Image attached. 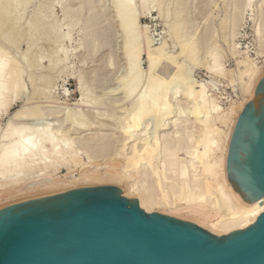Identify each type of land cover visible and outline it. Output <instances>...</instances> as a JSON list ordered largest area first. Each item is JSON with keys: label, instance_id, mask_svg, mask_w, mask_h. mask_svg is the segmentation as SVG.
Here are the masks:
<instances>
[{"label": "bare ground", "instance_id": "bare-ground-1", "mask_svg": "<svg viewBox=\"0 0 264 264\" xmlns=\"http://www.w3.org/2000/svg\"><path fill=\"white\" fill-rule=\"evenodd\" d=\"M31 1L0 0V37L5 35L9 43L16 45L18 42L15 39L25 32L28 34L29 44L21 58L8 53L9 51L0 46V117L7 114L13 100L20 95L22 97V93L26 91L23 90L22 83L24 73L28 74L29 80L36 82L33 80V73L28 72L29 68L31 70L33 67L38 68L40 62L46 60L47 66L42 67L47 71L67 59L62 44L42 52L35 58L32 57V49L36 43L40 39L50 40L53 35L56 37L61 23L52 19V11L39 12L35 17L26 19L24 12ZM162 2L163 0H111L114 11L112 17L119 23L123 36L122 51L128 64L125 70L127 74L121 77L122 94L125 93L123 100L134 98L130 107L123 109L122 117L115 116L119 119L115 129L109 128L110 131L101 132L100 130H104V124L97 119L98 117L91 119L79 108L69 109L62 122L56 117L55 123L47 122L49 117L60 112L56 113L53 106L43 110L44 107L28 104L29 106H22L10 115L0 131V201L24 189L41 190L62 185L63 181L53 178V174L61 168L67 170L68 174L76 168L81 170V177L71 181L70 186L64 187L65 191L79 188V182H84L80 186L86 187L99 185L105 181H125L137 176L138 174L131 171L138 169L136 173L147 178L151 176L154 180L151 184L149 182L148 185L142 184L144 186H140L141 188L135 186L136 183L129 184L123 194L128 196L135 194L140 207L146 212L168 213L171 217L198 224L216 234H227L249 226L264 211V198L254 203L245 200L229 182L226 170L227 150L233 127L263 75L264 62L259 66L248 56L247 50L240 51L235 43L231 45V41H227L231 56L235 59L237 68L235 69L240 80L238 91L240 90L241 97L223 109L214 96L209 95L208 83L192 77L191 68L202 63L198 55L202 49L206 52L203 55H207L208 58L203 67L210 75L218 80L231 74V71L224 67L217 46L213 45L215 41H211L212 46L210 45L212 30L208 25L199 34L195 31L184 35L183 32L181 34L184 22L177 20L168 28L170 33L177 37L174 41H178L180 48L178 55L167 53L165 43L154 46L153 39L151 40L147 32L148 27L140 21V15L148 12L150 6L158 9L161 15ZM230 3L232 13L227 35L229 39L237 34L242 19L241 7L255 4L258 9L252 20L256 23L255 35L259 47L263 46L264 0H231ZM177 5L176 2V7ZM61 7L63 18L67 20L65 22L67 27L72 28L81 21L82 40L79 46L85 50L86 58L92 59L102 48H107L109 51L106 63L109 66L113 65L109 13L103 0H78L75 12L70 11L65 4ZM179 13V10H176V16ZM71 14L73 17L69 19ZM69 37L70 29L65 34L57 36L55 40L60 43ZM142 54L146 55L145 69L142 68ZM178 56L192 62L191 68L186 69L184 62L177 60ZM163 61L174 65V72L168 79L156 73L157 67ZM46 75L41 74L34 78L42 82L48 78ZM139 84L142 86L136 92ZM35 90L31 91L39 93ZM50 93L51 90H47L44 96L51 98ZM90 97V89H84L81 85V98L77 101V106L90 107L93 98ZM25 100L23 104L28 98ZM119 100H115L114 106L122 105L117 103ZM121 108L123 107L118 110ZM150 120L153 127L147 135L146 131L150 128L148 129L149 125L145 123ZM65 122L71 126L65 128L63 125ZM118 143H121L119 147ZM83 155L87 157V163L95 162L94 159L102 157L108 158L106 162L109 164L101 172L102 170L96 167L90 168L91 163L87 165L83 162Z\"/></svg>", "mask_w": 264, "mask_h": 264}, {"label": "water", "instance_id": "water-1", "mask_svg": "<svg viewBox=\"0 0 264 264\" xmlns=\"http://www.w3.org/2000/svg\"><path fill=\"white\" fill-rule=\"evenodd\" d=\"M226 170L245 200L264 198V72L236 119ZM0 264H264V211L217 236L145 212L116 186L73 188L0 208Z\"/></svg>", "mask_w": 264, "mask_h": 264}, {"label": "rangeland", "instance_id": "rangeland-1", "mask_svg": "<svg viewBox=\"0 0 264 264\" xmlns=\"http://www.w3.org/2000/svg\"><path fill=\"white\" fill-rule=\"evenodd\" d=\"M31 2L27 5L26 11L24 12V14H25L24 17L26 19H29L30 17H35V14L39 13V12L45 13V12L52 11V19L58 23H61V26L58 30V34H56V35L61 36V35L65 34L68 31V29H70V37L66 38L64 41H62L60 43L58 41L56 42L55 38L57 36L55 37L54 35L50 40L49 39H46V40L40 39L36 43L35 47L32 49V51H33L32 57L35 58V57L39 56L42 52H46L52 48H55L59 44H62L63 45L62 47L64 48V50L67 53V59L64 60L63 62H61L60 64H58L55 68L49 69L47 71H46V69H44L45 66H47V64H48V61L46 62V60H42L40 62V67H38V68L33 67L36 70H34L33 68H32L33 71L30 68L28 69V72L33 73L32 75L34 77H37V78L41 74H47L46 77H48V78L45 81L41 82L39 80H36L33 77V80L36 81V82H34L32 80H29L28 74L27 75H26V73L23 74L22 83L24 86L23 85L22 86L24 87L23 90L24 91L26 90L25 91L26 93L23 91L24 94L22 93V97H20L21 96L20 95L17 98H15L12 102L11 108L8 111V113L4 114V115H2V117H0V131L3 129L8 118L11 117L10 115L14 114V112H16V109L18 111L19 109H21L22 106L24 107L25 105L29 106L32 104H33L32 106H34V104H35L38 107L41 106L40 108L44 107L43 110H46L45 109L46 107L48 109L50 107L52 108V106H53V109L55 110L56 113H57V111H60L58 114L55 113L56 114L55 116L49 117V119H47V122H49V121L51 123L53 121H54V123L57 122L56 117L57 118L59 117V119L62 122V121H64L62 119H65V114H66V112L68 113L69 109L71 110L74 108H79V109H83L82 111H84V113H87L86 115L91 119L94 118L95 116L98 117L97 119H99V121L104 124V126H103L104 130H100L101 132L102 131L107 132V131H110V129H115L116 128L115 126H117V123H119V119L118 118L116 119L115 116L117 115L116 117L119 116V118L122 117L121 115H123V111H124L123 109H126L125 107H127V106L130 107L132 99H134V98L123 100L125 97L124 96L125 93L123 92L124 94H122L123 90H121V88L123 89V87L121 84H123V81H122L123 79L121 77H123L125 74H127V71L125 73V70H127L128 66L126 67V65H128V64H126L127 62H126V59H125L123 51H122L123 50V48H122L123 47V36H121L122 34H121L120 29H119L120 28L119 23L116 21V19H113V17H112L114 15V11L112 9L111 0H103V3L108 8L109 25H110V32H111L110 45H111V49L114 53L113 65H111V66H109L108 63H106V57H107V53L109 51L107 48H102L100 51H98L94 55V57L92 59L86 58L85 50L79 46V43L82 40V34H81V30H80L81 21L79 22V24H77L76 26H74L72 28L67 27V25L65 24V22L67 20H65L63 18V12H62L61 6L63 4H65V6L70 11L75 12V10L78 7V0H32ZM41 2H43L44 4ZM176 2L178 3L177 7H176ZM230 2H231V0H225V1L224 0H163L161 15L159 14L160 11L158 9H155V7H151V6H150L149 11H148L149 13L147 11H145L144 14L140 15L141 23H143L144 25H146L148 27L147 28L148 35L150 36L151 40L153 39L152 44L154 46H157V45H160L161 43H165L167 53L170 52V54L172 53L171 55H173V54L178 55V53H179L178 51H180V48L178 47L179 45L177 44L178 41H174V40H176L177 37L175 38V36L172 33H170V29L168 28V27H170V25H172L173 22H175L177 20H182L184 22V25H183L184 30L182 29V31H181V34L184 33V35H186V34L189 35L195 31H196V34H199L202 29H205V26L208 27V25H209L210 29L213 32V37L210 40V45L212 44L211 41H213V42L215 41L214 42L215 44L213 43V45L217 46V51L219 52V54L222 57L224 67L231 71V74L233 77L231 76V74H229L230 72L228 73L229 74V76H227L228 78L226 77L227 79L230 78L229 81L225 77L218 78V80H217V78L210 75L206 71V68L203 67L204 63H206L208 61L207 55H205L206 52L203 49L200 50L199 54H198L200 60H202L201 65H197L196 67L191 68L192 62L185 60L182 56H178L177 60L180 62H184V66H186L185 67L186 69L187 68L192 69V77L194 79H196L200 82H204V83L206 82V84L208 83V89L209 90L208 89L207 90H208L209 95L214 96V98L218 101V103L220 104V106L223 109L228 108L229 105L233 101H238L239 98L241 97L240 90L238 91V86L240 88V80H239L238 73H237L238 71H236L237 68H236V64H235V59L233 58V56H231L230 45L228 43L230 41H231V43H230L231 45L235 43L238 46V49L240 51L247 50L248 56L250 58L254 59L259 66H261L264 62V53H263V51H264L263 46L264 45L259 47L260 45H259L258 39H256L257 37L255 35V26L256 25H254V24H256V23L254 20H252L253 16L255 17V15H256L258 7H256L255 4H253V6H248V7H244V5L243 6L241 5L242 6L241 7L242 8L241 9L242 10L241 11L242 12V16H241L242 19H241L240 24L237 28V31H236L237 34L232 39L231 38L229 39V37L227 35L229 32V21H230V16L232 13ZM192 4L194 7H192ZM40 8H41V10H40ZM164 10H166V11L168 10V12L166 13V11L164 12ZM176 10H179V12H180L178 14V16H176V14H175ZM24 17H23V19H25ZM71 17H73V14H71L69 16V19H71ZM25 20H23V22ZM169 34H172V35H169ZM181 34H179V35H181ZM27 35L28 34L24 32V33H22L21 36H19L15 39V41L18 42V44L16 43V45H18V47L15 45V43L14 44L9 43L7 41L5 35L1 36L0 37V46H2L7 52L9 51L8 53L17 56V58H21L23 52L25 50H27L26 48H28L27 46L29 45V44H27ZM173 37H174V39H173ZM228 40H229V42H227ZM28 42H30L29 37H28ZM14 46H15V48H14ZM203 53H205V54L203 55ZM60 54H62V53L60 52ZM181 57H182V59H181ZM141 59H142V68L145 69L147 66L146 55L142 54ZM107 62H108V59H107ZM169 63L170 62L163 61L160 63L161 65L159 64L160 66H158L156 69V71H157L156 73L159 76L162 75V77H164L165 79H168V76L174 72L173 71L174 65L172 63H170V64ZM166 67H168L167 70H166ZM159 69H161V70L159 71ZM162 71H163V73H162ZM41 72H43V73H41ZM235 74L237 76H235ZM120 75H122V76H120ZM119 77L121 78V80H119L120 79ZM232 80H234L235 82ZM227 82H229V83H227ZM232 82H234L235 84ZM33 83L38 85V86H33L34 85ZM81 85L84 86V89L85 88L90 89V92H91L90 98L93 97L91 100L90 107H84V106L79 107V106H77L78 104H76L77 101H79L81 98ZM120 85H121V87L119 88L120 89L119 90L118 87ZM236 85H237V87H236ZM141 86H142V84H139V86H138L139 88H137L136 92L139 91ZM34 89H36L35 91H38L39 93H36V92L33 93L31 90L34 91ZM114 89H115V92H114ZM47 90H51L50 97L52 98V100H51V98L45 97L46 96L45 93L47 92ZM136 92H135V94H137ZM44 94H45V96H44ZM98 95L99 96L101 95V97H104V98L101 99V97H99ZM105 95H107V96H105ZM27 98H28V101H27L28 103L25 102L26 104L25 103L23 104V102L26 101L25 99H27ZM33 98H34V100H33ZM98 98H100V99H98ZM120 98L122 99V101H120L121 100ZM117 99L118 100L120 99L117 103L122 104L120 106L118 105V107H116L117 105L114 106L116 104L115 102L117 101ZM105 100H107V101H105ZM38 101L39 102L41 101L40 102L41 104H39ZM121 102H123V103H121ZM52 103H54V105ZM109 104H111V105H109ZM66 106L68 107V109ZM120 107H123V108L118 110ZM66 109H67V111H66ZM108 109H110L111 111ZM112 109H114V110H112ZM93 112H94V114H93ZM106 113H108V114H106ZM108 115H110V116H108ZM100 117H102V118H100ZM97 119L95 121H97ZM100 119L103 121H101ZM105 120L107 121V123ZM109 120H111V122L112 121L113 122L111 123ZM148 122L151 123V120L147 121L145 123V124H148L150 126V127L148 126V129L150 128L149 130L146 129L148 131V132L146 131L147 135L150 134L151 129L153 127L152 123L150 125ZM63 125L65 126V128H69L71 126L67 122H65ZM66 126H68V127H66ZM144 130H145V128H144ZM139 134H140V132H139ZM118 144H119L118 145V147H119L121 143H118ZM129 146H130V144H129ZM129 150L130 149H128L127 152H129ZM182 156L183 155H181V157ZM82 158H83V162H85V163L88 162V159L86 156L84 157V155H83ZM107 159L108 158L100 157V158L94 159L95 162L93 161L92 163L91 162L87 163V165L88 164L90 165V163H91L90 168L96 167L98 169H101L102 170L101 172H103L105 167H107L109 164L108 162H106ZM104 161H105V163H104ZM80 171L81 170L79 168L78 169L76 168V169H73V171L70 174H68L67 170H65L64 168H61L58 172L53 174L54 175L53 178L63 181L64 183L62 185L54 186L53 188H49V189H41V190L24 189L20 193H16L14 195L2 198L0 201V207L3 208L7 205L14 204L17 202H21L24 200H28L31 198H37V197L49 195L50 193H53V192H59V191L61 192L62 189H63V191H65L64 187L70 186L71 181L75 180L76 178L78 179L81 177ZM136 171H138V169H133L131 171V173L138 174L137 176H132V177L126 179L125 181H121V182L105 181L99 185L116 186L122 190V195L125 196L126 198H133V199H137L139 201L138 197L135 194H133L131 196L123 194V191H125L126 186H129V184L132 185L133 183H136L135 186H139V187L142 186L143 187L144 185H142V184H145V183H146L145 185H148L149 183L151 184L152 180H154V179L151 178V176H149L147 178L140 173H136ZM143 177L145 178L146 182L144 181ZM147 182H149V183H147ZM82 184H84V182H79L78 187H82V186H80ZM90 186H98V184H94V185H90ZM83 187H85V186H83ZM66 189H68V188H66ZM141 209H143V208H141ZM162 214L168 215V213H162ZM204 229H206V228H204ZM206 230H208V229H206ZM208 231L217 235V236L225 235V234H216V232L214 233L210 230H208Z\"/></svg>", "mask_w": 264, "mask_h": 264}]
</instances>
